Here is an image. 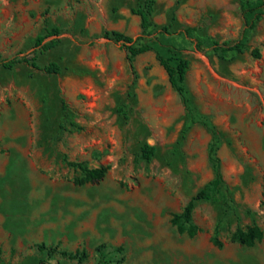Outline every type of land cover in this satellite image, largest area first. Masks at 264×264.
<instances>
[{
  "label": "rangeland",
  "instance_id": "1",
  "mask_svg": "<svg viewBox=\"0 0 264 264\" xmlns=\"http://www.w3.org/2000/svg\"><path fill=\"white\" fill-rule=\"evenodd\" d=\"M144 0H0V61L36 55L46 74L21 63L0 67V264H77L37 244L96 264L95 248L122 247L113 264H264V240L230 241L237 228L264 230V16L232 59L198 53L181 31L235 39L238 0H155L151 21L169 35H140L132 14ZM56 28L57 46L35 39ZM118 31L136 44L161 43L189 60L184 86L194 115L171 88L153 51L129 64ZM258 50L259 57L252 55ZM220 140L223 189L193 210L194 237L171 224L213 178L207 150ZM156 149L150 161L140 148ZM107 167L97 182L66 164ZM80 181H83L82 183ZM215 229L217 233L214 234ZM216 238L221 247L213 243Z\"/></svg>",
  "mask_w": 264,
  "mask_h": 264
},
{
  "label": "trees",
  "instance_id": "2",
  "mask_svg": "<svg viewBox=\"0 0 264 264\" xmlns=\"http://www.w3.org/2000/svg\"><path fill=\"white\" fill-rule=\"evenodd\" d=\"M155 0H144L137 8H132L131 12L140 18V35L137 39L144 37H150L153 33L160 35H169L170 27L175 20L172 15L170 23L166 26L159 27L151 21V15L153 13V6ZM238 10L241 18V28L235 39H228L224 41H216L208 37H200L196 34V28L188 27L181 31L185 38L189 39L194 46V49L201 54H211L219 59H232L235 55L242 54L247 47V40L249 34L256 28L258 22L264 16V0H238ZM59 31L53 28L46 32L44 36H38L35 39V47L41 46V52L52 49L57 46L59 39H52L49 42L42 45L45 38L49 36H58ZM102 37L107 40H112L119 43L126 51V58L129 64H132L134 58L145 52L153 51L155 58L159 62L160 66L164 69L168 82L171 88L181 99L184 106L189 110V113L194 115V109L190 104V99L187 95L186 88L184 86L185 77L189 69L190 62L184 58L180 51L173 47H165L161 43H145L136 44L135 39L127 36L118 31H104ZM252 55L256 58L259 57L258 50H253ZM36 55H33L30 59L20 58L14 56L10 59L0 61V67L11 70L17 64L25 63L30 65L36 70H41L46 74H57L59 68L57 64L51 63L46 67H38L35 63ZM203 124L211 132V140L208 144V160L212 166L213 178L208 181L202 189H200L195 195H193L187 204L182 208L180 213L172 215L171 224L176 228L179 234H186L189 237H194L199 229L193 223L192 215L195 205L201 201H212L217 195H219L223 189L224 182L222 178L220 161L218 158V150L220 146V140L218 133L214 126L210 125L207 121H203ZM156 149L147 143L143 144L140 148V159L150 161L155 155ZM66 164L72 168H76L84 173L85 180L90 182L100 181L107 172V167L101 166L98 168H87L83 163L67 161ZM81 183L83 181H80ZM217 233L215 229L214 234ZM264 240V230L257 226H250L246 229L237 228L230 237L231 242H235L239 245L251 247L256 242ZM213 243L221 247L222 244L213 238ZM36 248L39 252H45L47 256L59 254L62 257H66L70 260H75L77 264L84 263L87 258V252L82 249L80 251L68 252L65 250H58L56 246H46L44 244H37ZM122 247L108 248L105 245H99L95 248L97 256L96 264H113L121 263L122 258L114 261L108 259L110 253H121Z\"/></svg>",
  "mask_w": 264,
  "mask_h": 264
}]
</instances>
